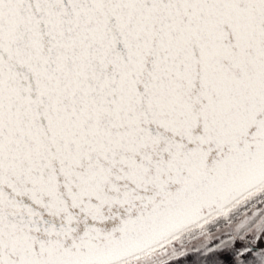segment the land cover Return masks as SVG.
I'll return each instance as SVG.
<instances>
[{
  "label": "snow or ice",
  "instance_id": "snow-or-ice-1",
  "mask_svg": "<svg viewBox=\"0 0 264 264\" xmlns=\"http://www.w3.org/2000/svg\"><path fill=\"white\" fill-rule=\"evenodd\" d=\"M0 264H264V0H0Z\"/></svg>",
  "mask_w": 264,
  "mask_h": 264
}]
</instances>
